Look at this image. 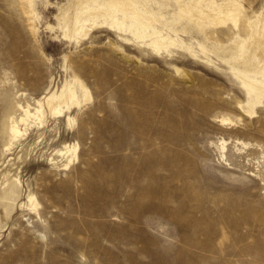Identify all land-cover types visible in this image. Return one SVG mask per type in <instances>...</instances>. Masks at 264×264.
Segmentation results:
<instances>
[{"label":"rangeland","instance_id":"obj_1","mask_svg":"<svg viewBox=\"0 0 264 264\" xmlns=\"http://www.w3.org/2000/svg\"><path fill=\"white\" fill-rule=\"evenodd\" d=\"M136 1L193 51L158 52L102 22L69 38L77 0H35V22L21 0H0V264H264V95L243 82H264V64L237 42L255 44L248 22L264 0H239V28L211 24V37L179 12L191 0ZM76 76L81 104L5 151L10 104ZM55 141L77 143L70 166L69 153L50 162Z\"/></svg>","mask_w":264,"mask_h":264},{"label":"bare ground","instance_id":"obj_2","mask_svg":"<svg viewBox=\"0 0 264 264\" xmlns=\"http://www.w3.org/2000/svg\"><path fill=\"white\" fill-rule=\"evenodd\" d=\"M201 1L202 0H191V3H180L179 12L184 16H188L189 21L195 23L205 36L211 37L209 31L206 30L211 24L216 26L226 24L236 29L239 28L240 16L242 13V4L239 0H224L222 6H219L215 11L210 9L209 6H204ZM21 2L26 7L29 18L35 22L37 15L35 0H21ZM213 3H215L214 0L209 4L212 5ZM142 4L146 11L139 8L136 0H102V2H98V0H77L74 18L70 21L71 24L65 35L69 38H72L74 35L78 38L88 36L90 31L102 22L110 26H115L120 29V31L131 32L135 37L139 38V40H144L158 52L162 50H171V48H188L193 51L192 46L185 43L186 41L181 42L177 37L170 34L169 31H165V29H169L170 31L172 29L167 26L162 15L153 12L144 2ZM119 14H122V17H120ZM259 21H261L260 24ZM176 22H178V20H174V24ZM248 23L255 34V44L248 39L240 38L237 42L242 50L239 52V46L236 47V50L239 52L240 58H242L243 55L250 56L257 51L262 65L264 64V18L258 17L256 20H250ZM256 23L260 26L256 25ZM161 24L165 26V29L160 27ZM34 27L37 29L36 25ZM173 30L175 32L179 31L174 27ZM200 47L205 53L209 51L203 43L200 44ZM76 82L81 88L89 90L85 82L76 76L74 83L65 84L61 89L48 92L42 98H39L35 105L28 99L23 101L20 100L18 105H16V101L12 102L4 111V117H6L4 122L5 130L3 131L4 143L6 145L4 148L5 151H10L21 136L30 134L35 124L40 123L41 126H44L49 116L60 118L65 110L64 107H69L70 102H73V100H76L75 107L80 105L81 100L75 87ZM243 82L248 91L255 95L257 99H259L262 94L264 95V82L246 77H244ZM25 96L26 95L21 92V97L23 99H25ZM90 96V93H87L86 98L88 99ZM254 103L255 102L252 101L248 110L243 108V111L245 113H252ZM239 105L243 107L242 103ZM17 110H20L19 113H16ZM68 118L70 122L74 121L73 116H69ZM221 120L226 123L232 119L229 116H223ZM54 144L57 149L55 153H52L50 162L54 165H60L61 161L69 153V155L73 154L74 157L70 158L69 164L66 163L67 166L65 167L70 166L77 156V143L70 142L65 146H60L61 144L59 141H55ZM43 147H45V145L40 148ZM21 184L22 180L16 178L13 188L14 195L18 196L20 194ZM35 199L36 197L34 195L30 196V200L34 201Z\"/></svg>","mask_w":264,"mask_h":264}]
</instances>
